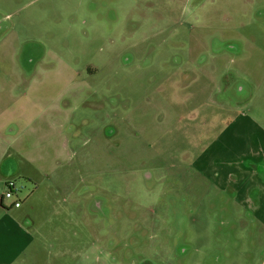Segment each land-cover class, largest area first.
Returning a JSON list of instances; mask_svg holds the SVG:
<instances>
[{
	"label": "rangeland",
	"instance_id": "1",
	"mask_svg": "<svg viewBox=\"0 0 264 264\" xmlns=\"http://www.w3.org/2000/svg\"><path fill=\"white\" fill-rule=\"evenodd\" d=\"M259 106L264 0H0V154L45 236L30 264H222L255 247L250 211L193 160Z\"/></svg>",
	"mask_w": 264,
	"mask_h": 264
},
{
	"label": "crops",
	"instance_id": "2",
	"mask_svg": "<svg viewBox=\"0 0 264 264\" xmlns=\"http://www.w3.org/2000/svg\"><path fill=\"white\" fill-rule=\"evenodd\" d=\"M262 110L259 106L258 113ZM260 116L253 118L246 112L236 113L193 160L196 169L204 171L208 177V183L221 191L227 186L228 191L234 193L235 202L250 211L249 220L261 228L256 233L241 236V240L256 242L255 247L220 251L223 256H218V261L222 257V264H264V118ZM60 145L64 151L62 140ZM26 161L42 170L38 169L39 175L46 174L48 179L49 171L42 164L45 161L49 164L50 158L43 160L42 155H37ZM17 168L8 148L3 149L0 154V264H30L34 258L31 256L36 254L34 250L44 247L45 236L37 235V231L31 230L30 221H25L31 220L32 208L39 202L37 197L32 193L23 197L19 207L2 198L5 182L13 178ZM230 188H235L236 192ZM49 189L45 187V191ZM62 254L67 257L65 249ZM73 260L79 264L77 256Z\"/></svg>",
	"mask_w": 264,
	"mask_h": 264
},
{
	"label": "built area",
	"instance_id": "3",
	"mask_svg": "<svg viewBox=\"0 0 264 264\" xmlns=\"http://www.w3.org/2000/svg\"><path fill=\"white\" fill-rule=\"evenodd\" d=\"M23 189V185L17 184L15 179L10 178L5 182V190L2 193V198L10 200L13 206L19 207L23 198L21 196V192Z\"/></svg>",
	"mask_w": 264,
	"mask_h": 264
}]
</instances>
